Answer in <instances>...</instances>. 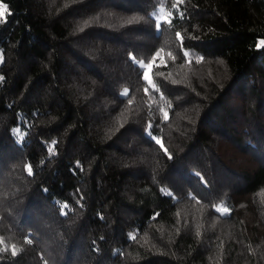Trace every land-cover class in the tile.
<instances>
[{"label": "trees", "instance_id": "1", "mask_svg": "<svg viewBox=\"0 0 264 264\" xmlns=\"http://www.w3.org/2000/svg\"><path fill=\"white\" fill-rule=\"evenodd\" d=\"M0 5V264H264V0Z\"/></svg>", "mask_w": 264, "mask_h": 264}, {"label": "snow or ice", "instance_id": "2", "mask_svg": "<svg viewBox=\"0 0 264 264\" xmlns=\"http://www.w3.org/2000/svg\"><path fill=\"white\" fill-rule=\"evenodd\" d=\"M6 11L7 10L3 7V5H0V22H3ZM157 27H159V24L157 25ZM177 36H179V33H177ZM261 44H264V41H261ZM185 55H188V53H185ZM153 59H155V57H153ZM148 67H151V64H149ZM144 79L148 80V73L147 72L144 73ZM160 111L163 113L164 119L167 120L168 119V113L166 111H164V108H161ZM149 135H151V133H149ZM152 138L155 140V143L157 145H160L161 148L164 147L160 139H156L155 137H152ZM50 151H51V149H50ZM27 171H28L29 175L32 174V168L31 167H28ZM215 211L218 213L224 214V213L229 212V208L228 207H217L215 209ZM16 255H17V252H16L15 248L13 247L12 248V256H16Z\"/></svg>", "mask_w": 264, "mask_h": 264}, {"label": "rangeland", "instance_id": "3", "mask_svg": "<svg viewBox=\"0 0 264 264\" xmlns=\"http://www.w3.org/2000/svg\"><path fill=\"white\" fill-rule=\"evenodd\" d=\"M147 69H149V67H147Z\"/></svg>", "mask_w": 264, "mask_h": 264}]
</instances>
